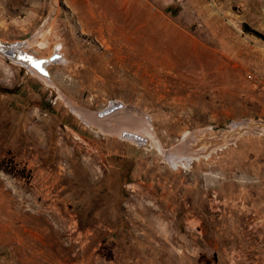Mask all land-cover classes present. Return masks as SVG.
I'll use <instances>...</instances> for the list:
<instances>
[{
  "label": "rangeland",
  "instance_id": "374dc122",
  "mask_svg": "<svg viewBox=\"0 0 264 264\" xmlns=\"http://www.w3.org/2000/svg\"><path fill=\"white\" fill-rule=\"evenodd\" d=\"M0 40L59 54L0 51V264H264V0H0Z\"/></svg>",
  "mask_w": 264,
  "mask_h": 264
},
{
  "label": "bare ground",
  "instance_id": "6f19581e",
  "mask_svg": "<svg viewBox=\"0 0 264 264\" xmlns=\"http://www.w3.org/2000/svg\"><path fill=\"white\" fill-rule=\"evenodd\" d=\"M126 17V16H125ZM119 27V26H118ZM122 28H124V27H122ZM126 28V27H125ZM118 29V28H117ZM120 29V28H119ZM137 29V28H136ZM121 30V29H120ZM127 30H129V28H127ZM141 30V29H140ZM140 30H139V32H140ZM119 31V30H118ZM132 31V30H131ZM130 31V32H131ZM138 31V30H137ZM123 33H124V31H122ZM125 33L127 34V31H125ZM143 33V32H142ZM135 34V33H134ZM136 34H139V33H136ZM117 35V34H116ZM121 35H122V33H121ZM133 34H131V36H132ZM123 36V35H122ZM121 36V37H122ZM125 36V35H124ZM123 36V38H125ZM130 36V37H131ZM136 36V35H135ZM140 35H138V38H140L139 37ZM136 39V38H135ZM135 39H133V40H135ZM132 40V37H131V39H130V41ZM127 41V40H126ZM125 41V42H126ZM136 42H135V44L136 43H138V40L136 39L135 40ZM163 42H165V41H163ZM131 43H134L133 41L131 42ZM159 43V42H158ZM129 44V43H128ZM156 45V47H155V49L152 47V46H150V44H148V45H146L145 47L143 46V47H137V46H135L134 44V48L138 51V55L140 54L141 56H142V58H144V59H146V60H150V61H152V62H155L156 60H159V63L161 64V62L163 63V65H164V67H166V68H169V69H175V70H183V69H185V70H187V69H189V68H192L191 69V71H195L196 69H199L200 70V74H202L203 73V70H204V67H205V64H204V61H203V59H201V57H197V60H196V62H190V59H189V57H181L180 56V58H177V57H175L176 56V54L174 55V54H172V50L175 48V47H173V49H171V47L170 46H168V44L166 45V44H163L162 42H161V44H160V46L158 47L157 46V43H155ZM6 46V48H15V46L16 45H12V44H5ZM133 45L132 46H130V47H133ZM136 45H139V46H141L140 44H136ZM154 46V45H153ZM173 46V45H172ZM178 47V46H177ZM198 47V46H197ZM5 48V49H6ZM129 48V47H128ZM181 48V47H180ZM179 48V49H180ZM185 48V47H184ZM190 48V47H189ZM18 50H19V48H18ZM17 50V51H18ZM11 51V50H10ZM16 51V52H17ZM130 51V50H129ZM128 51V52H129ZM133 51V50H132ZM174 51H176V50H174ZM173 51V52H174ZM181 51V50H180ZM187 52H188V50H186ZM25 52V51H24ZM2 53H5L4 51H2ZM132 53V52H131ZM176 53V52H175ZM136 54V53H135ZM187 54H190V53H187ZM186 54V55H187ZM192 54V53H191ZM179 55V54H178ZM181 55V54H180ZM194 56V55H193ZM33 58H35V57H33ZM36 58H41V57H36ZM48 59V58H47ZM50 59V58H49ZM48 59V61L45 63V67H46V69L48 68L47 66H48V63H49V61H51V60H49ZM16 61H19V60H17V58L15 59ZM195 60V59H194ZM54 61H56V60H54ZM21 63H24V64H26L28 67H30V65L28 64V61H26V62H23V61H20ZM192 64V65H191ZM159 66V65H158ZM31 68V67H30ZM32 70H34L33 68H31ZM35 71V70H34ZM47 71H48V69H47ZM190 71V72H191ZM36 72V71H35ZM37 73V72H36ZM193 73V72H192ZM195 73V72H194ZM38 74V73H37ZM39 75V74H38ZM41 76V75H40ZM43 77V76H42ZM48 77H50V73H49V71H48ZM129 133V132H128ZM126 134H127V132H126ZM128 136H131V135H133L132 133H129V134H127ZM135 135H137V134H135ZM132 137V136H131ZM134 138V137H133ZM172 159V158H171ZM172 163L174 164V165H176L177 164V161L176 160H174L173 159V161H172Z\"/></svg>",
  "mask_w": 264,
  "mask_h": 264
},
{
  "label": "water",
  "instance_id": "95a60500",
  "mask_svg": "<svg viewBox=\"0 0 264 264\" xmlns=\"http://www.w3.org/2000/svg\"><path fill=\"white\" fill-rule=\"evenodd\" d=\"M5 46H6L5 43L0 40V51H4L5 53H11V55H13L15 57V59L17 58V60H19V61H23V62L28 61V64L30 65V67L33 68L39 75H41L43 77H48V71L45 67V63L48 61L47 58H36L31 53H27L24 51H19V52L18 51L17 52L16 51L15 52L10 51L9 52L8 49H10V48H6ZM33 57H35V58H33ZM49 58H50L49 60L54 61V60L59 58V54L54 53ZM117 107H119V105H113L109 109L105 110L103 113H108ZM131 136L136 138V139H142L141 137H139L138 135H135V134H133Z\"/></svg>",
  "mask_w": 264,
  "mask_h": 264
},
{
  "label": "flooded vegetation",
  "instance_id": "af4514ba",
  "mask_svg": "<svg viewBox=\"0 0 264 264\" xmlns=\"http://www.w3.org/2000/svg\"><path fill=\"white\" fill-rule=\"evenodd\" d=\"M130 133V132H129ZM132 134H136V133H132ZM138 135V134H137Z\"/></svg>",
  "mask_w": 264,
  "mask_h": 264
}]
</instances>
